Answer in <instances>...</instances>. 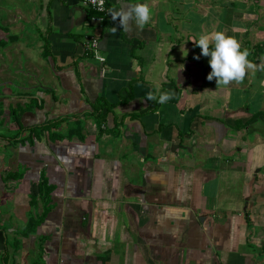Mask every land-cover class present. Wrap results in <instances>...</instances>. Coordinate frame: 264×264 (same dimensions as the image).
Instances as JSON below:
<instances>
[{
	"label": "crops",
	"instance_id": "1",
	"mask_svg": "<svg viewBox=\"0 0 264 264\" xmlns=\"http://www.w3.org/2000/svg\"><path fill=\"white\" fill-rule=\"evenodd\" d=\"M123 2L94 25L80 0H0V264H264V75L218 87L191 41L222 31L259 64L254 4L126 0L151 20L112 35Z\"/></svg>",
	"mask_w": 264,
	"mask_h": 264
},
{
	"label": "clouds",
	"instance_id": "2",
	"mask_svg": "<svg viewBox=\"0 0 264 264\" xmlns=\"http://www.w3.org/2000/svg\"><path fill=\"white\" fill-rule=\"evenodd\" d=\"M91 2L95 5L97 0H91ZM108 15L113 21H118V26L110 30L111 34L115 35L121 29L125 32L131 31L133 25L143 30L149 24L152 12L147 3L133 4L125 0L119 7L109 8ZM191 41L201 49V55L210 57L209 65L212 71L207 79L215 80L218 87L228 86L233 82L242 83L249 73L264 72V57L260 58L259 64L252 62L249 60L250 50L242 49L235 37L228 36L222 31L201 32L198 39ZM96 58L101 61L104 59L99 52ZM195 58L199 60L200 57ZM100 75L103 76L104 73L101 72ZM261 86L264 87V81H261ZM172 95L171 92L161 91L157 87L146 94V100L166 104L172 99Z\"/></svg>",
	"mask_w": 264,
	"mask_h": 264
},
{
	"label": "rangeland",
	"instance_id": "3",
	"mask_svg": "<svg viewBox=\"0 0 264 264\" xmlns=\"http://www.w3.org/2000/svg\"><path fill=\"white\" fill-rule=\"evenodd\" d=\"M248 1H250L249 2L250 5L254 4V6L252 5L249 8L246 7L248 8V11L250 13H248V19L245 20L246 25H244L245 31L243 32V34L247 36L246 37L248 38L247 41L249 40V43H251L249 44V46L255 47L256 46L254 45L255 43L258 44L261 43L262 46H264V0H248ZM243 6H244L243 4L242 5L240 4V7H236L234 10L239 11ZM254 29L256 33L253 32ZM254 34H256V38L250 39L249 36H253ZM262 75H264V72L255 73L254 82H253L254 86L258 84V82L260 81V77ZM245 93L247 95L252 94L248 90H246ZM262 97H264V93L260 91V92H256V94L254 95H250L248 99L252 98V100H258V99H263ZM263 109H264V101H263ZM262 169H264V167Z\"/></svg>",
	"mask_w": 264,
	"mask_h": 264
},
{
	"label": "built area",
	"instance_id": "4",
	"mask_svg": "<svg viewBox=\"0 0 264 264\" xmlns=\"http://www.w3.org/2000/svg\"><path fill=\"white\" fill-rule=\"evenodd\" d=\"M81 4L87 8L88 11L92 13L89 15V22L94 25H101L105 20V15L107 11V0H97L96 4L94 5L91 0H80ZM84 46L88 54L96 61L104 64L106 59L100 53L99 50V35L93 34L84 40ZM99 52L100 56L104 57L103 61L97 60L96 55ZM104 69V68H103Z\"/></svg>",
	"mask_w": 264,
	"mask_h": 264
},
{
	"label": "trees",
	"instance_id": "5",
	"mask_svg": "<svg viewBox=\"0 0 264 264\" xmlns=\"http://www.w3.org/2000/svg\"><path fill=\"white\" fill-rule=\"evenodd\" d=\"M88 12H89V15L92 13L91 11H88ZM258 47H259L258 49H261L260 48V45ZM47 54H48L47 47H45V44H44L43 55L44 56H47ZM94 110H96L95 107H94ZM98 113L96 114V117H98L97 116V115H99ZM103 117H104V115H102L100 117V121H103ZM98 119H99V117H98ZM79 129H80L79 126L78 127H74L73 131H76V130L79 131ZM39 186H40V192H44V194L47 195L48 194L49 187L48 186H45V184H43V183H40ZM33 226H34V222H32V220H30V222L27 224V227L25 228L24 232H28Z\"/></svg>",
	"mask_w": 264,
	"mask_h": 264
}]
</instances>
